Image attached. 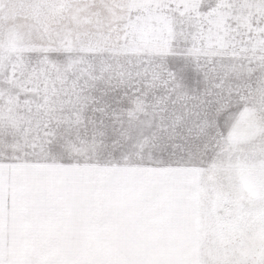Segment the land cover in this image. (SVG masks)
Returning a JSON list of instances; mask_svg holds the SVG:
<instances>
[{"label": "snow or ice", "instance_id": "6c2138e0", "mask_svg": "<svg viewBox=\"0 0 264 264\" xmlns=\"http://www.w3.org/2000/svg\"><path fill=\"white\" fill-rule=\"evenodd\" d=\"M0 264H264V0H0Z\"/></svg>", "mask_w": 264, "mask_h": 264}]
</instances>
